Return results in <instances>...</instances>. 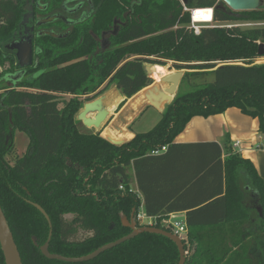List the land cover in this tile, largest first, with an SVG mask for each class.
<instances>
[{
	"label": "trees",
	"instance_id": "trees-1",
	"mask_svg": "<svg viewBox=\"0 0 264 264\" xmlns=\"http://www.w3.org/2000/svg\"><path fill=\"white\" fill-rule=\"evenodd\" d=\"M28 1L0 0V65L8 59L11 65L0 70V205L23 264L178 263L176 243L148 231L89 261L65 262L42 253L51 226L36 204L52 222L50 251L78 257L132 232L125 219L135 210L136 220L138 190L146 213L158 217L155 226L171 232L161 220L180 210L187 211L189 226L199 222V213L215 207L220 208L219 223H250L233 242L239 250L227 247L223 255L204 259L195 252L186 264H264V181L254 163L234 151L224 157L217 141L175 142L194 116L209 117L232 107L258 118L264 133V63H256L264 56L259 54L264 25H211L199 32L191 27L195 8H213L215 22L244 16L264 20V9L235 11L222 0H92L97 4L92 17L66 37L41 36L40 65L18 84L8 85L6 74L20 66L15 56L8 57L5 45ZM59 7L60 0H51L48 11ZM110 30L116 34L102 49L100 37ZM169 62L176 69L199 71L185 72L177 94L150 129L115 143L101 130L80 127L76 115L86 102L114 84L130 98L153 84L147 65ZM206 70L214 74L213 81L183 90L190 76ZM18 128L31 137V151L23 155L16 153L10 136ZM165 145L166 151L155 152ZM176 169L178 178L172 174ZM199 187L207 194L190 197ZM81 231L88 235L77 238ZM190 234L197 245L195 232ZM249 237L253 240L245 242ZM0 264H6L1 243Z\"/></svg>",
	"mask_w": 264,
	"mask_h": 264
},
{
	"label": "crops",
	"instance_id": "crops-1",
	"mask_svg": "<svg viewBox=\"0 0 264 264\" xmlns=\"http://www.w3.org/2000/svg\"><path fill=\"white\" fill-rule=\"evenodd\" d=\"M196 9V8H195ZM152 70L156 73L154 76L153 84L143 88L134 96L127 98L123 92L114 84L106 92L99 97L102 99V104L108 110V115L113 114L114 118L109 126L104 122L98 131L114 142H124L134 137L136 129L135 124L141 116L149 109L153 108L160 114L165 108L166 103L170 101L168 88L171 87L170 83H166L162 78L168 73L163 66L155 65ZM178 91V90H177ZM97 97V98H99ZM111 109L113 113H111ZM108 117V116H107ZM96 128V127H91ZM202 141H217L222 146L223 156L226 157L230 151H234L244 158L250 159L258 170V173L264 181V133L259 131V119L253 116L244 114L239 108L232 107L226 111L211 115L209 117L194 116L187 124L185 129L176 137L175 142L190 143ZM236 141L240 144L235 145ZM31 151V148H30ZM166 168V170L173 169ZM178 174V169L172 173ZM167 175V174H166ZM178 178V176L176 177ZM137 188V183H134ZM246 195L248 196L247 202L250 203V190L248 186H244ZM141 197V212L145 211L144 197L138 190ZM249 193V194H248ZM207 193L203 187L190 197L202 198ZM196 198L195 200H198ZM219 207L207 213H199L197 218L199 222L194 226H189L187 222V211L180 210L166 214L161 220V224L172 226L176 222H180L187 226V232L184 233L186 238L187 256H191L195 252L202 255L200 258L204 259L209 256H221L227 247L233 250H239L240 247H235L233 242L242 238V228L250 226L248 222L234 223L228 221L226 223L217 222L219 217ZM252 214L254 212L252 211ZM150 216V215H149ZM153 220L158 223L157 216H151ZM211 220V221H203ZM213 220V221H212ZM191 232H195L196 244H192L190 240ZM253 240L251 237L245 239V242ZM253 243H250V245ZM245 256L247 253H244ZM238 261V259H236Z\"/></svg>",
	"mask_w": 264,
	"mask_h": 264
},
{
	"label": "water",
	"instance_id": "water-1",
	"mask_svg": "<svg viewBox=\"0 0 264 264\" xmlns=\"http://www.w3.org/2000/svg\"><path fill=\"white\" fill-rule=\"evenodd\" d=\"M222 1L227 6H229L232 10H235V11L258 10L261 8L262 3H263V0H222ZM193 10H192V13H193ZM58 18H65V17L61 14H56V15L49 16L43 19L42 21H40V23L46 24ZM42 34H49L54 37H60L58 34L52 31H43ZM13 47H15L18 50L17 56H18V59L20 60L21 66L25 67L32 63L33 49H32L31 40H28L27 42H23V41L17 42L15 43ZM259 54L264 55V43H260L259 45ZM146 70L148 73L153 74L152 73L153 70L150 65L146 66ZM17 76L18 75L14 76V78H17ZM183 76H184V73L182 71H174V72L168 73L162 78L164 82L171 84V87L167 89L168 92H170L171 94H175L177 92L180 81ZM169 99L171 101L173 99L172 96H169ZM93 112L95 113L94 116L91 117L88 115L89 113H93ZM107 116H108V110L104 108L102 104V99L99 97V98H96L92 101H88L85 103L84 108L79 114V119L82 120L83 123L90 128L91 127L100 128L101 125L105 122ZM36 206L45 214L51 226L49 239L41 247L42 253L49 259H56V260H61L65 262L89 261V260L95 259L96 257H98L101 253L105 252L106 250L111 249L135 237L139 233L148 231L152 233L161 234V235H164L172 239L178 246V249L180 252V260L176 264H186L187 250H186L185 240L181 236L175 234L174 232L168 231L164 228H160L156 226L139 227L135 220V210L130 220L125 219L126 225L132 228L131 233L115 241L104 244L87 255L78 256V257H68V256H64L58 253H52L49 249L50 241L53 235L51 219L49 215L47 214V212L40 205L36 204ZM258 210L260 211V214L262 215V210L260 208ZM0 243H1L4 255H5L6 264H23V260H22L18 245L16 243L15 237L13 235V232L10 228L7 217L1 205H0Z\"/></svg>",
	"mask_w": 264,
	"mask_h": 264
},
{
	"label": "flooded vegetation",
	"instance_id": "flooded-vegetation-1",
	"mask_svg": "<svg viewBox=\"0 0 264 264\" xmlns=\"http://www.w3.org/2000/svg\"><path fill=\"white\" fill-rule=\"evenodd\" d=\"M50 1L51 0H29L25 7L24 15L18 23L13 37L8 43H6L5 46L6 51H8V57L11 58L15 56L18 60V65L20 66V69L15 73L6 74V83L8 84L9 82L8 85L18 84L24 76L30 74L29 71L31 70V67L36 68L40 65L39 62L41 59L39 54L41 48L38 44V40L41 36L45 35L54 37L49 34H42L43 31H52L58 34L60 36L59 38L66 37L75 30V27L79 23L89 20L96 12L97 8V4L93 3L92 0H60V7L58 9L48 11L50 8ZM56 14H61L65 18H58L46 24L40 23L43 19ZM111 34H116V31H107L100 37V48L107 49L110 46ZM105 38L107 40H105ZM28 40H31L32 43V63L23 67L17 56L18 50L13 46L17 42H27ZM9 61L10 59L6 62L10 64ZM16 75H20V77L14 78Z\"/></svg>",
	"mask_w": 264,
	"mask_h": 264
},
{
	"label": "rangeland",
	"instance_id": "rangeland-1",
	"mask_svg": "<svg viewBox=\"0 0 264 264\" xmlns=\"http://www.w3.org/2000/svg\"><path fill=\"white\" fill-rule=\"evenodd\" d=\"M260 9H264V0H263L262 6H261ZM233 23L245 28L247 26H245L244 23H264V20H262V19H251L248 16H244V18L240 19V20H232V21H229V22H215L214 21L212 23L205 22V23H197V25L200 28L202 26L203 27L204 26H211V25L221 26V25H225V24L230 25V24H233ZM255 27H259V26H255ZM105 40H107V39L105 38ZM256 63H264V56L258 58L256 60ZM8 65H10V64H8L7 62L5 64L0 65V70H6V69L10 68L11 65L10 66H8ZM150 66L153 68L155 66V64H150ZM159 66H163L167 72L168 71L169 72L182 71L185 74L186 71H190V72L199 71L198 68H194V69H176V68H174L172 66L171 62L167 63L166 65H159ZM206 71L207 72H201L200 74H197V75L195 74V75L190 76V80L187 81L185 84H183L184 85L183 86V90L184 91H189L193 87L194 84H199V83H202V82H205V81H207V82L213 81L214 80V74L212 72L208 71V70H206ZM17 77L19 78L20 75H18ZM182 79H183V77H182ZM182 79L180 81V84L182 82ZM8 84H9V82H8ZM33 88L36 89L37 87H33ZM82 109L76 115L78 119H79V114L82 111ZM113 110L114 109H111V113H113ZM94 114L95 113L93 112V113H89L88 115L92 117V116H94ZM113 118H114L113 114H109L108 115V117L105 120V122L107 123V126H109L111 124ZM159 118H160V114L157 113L156 110H154L153 108H149L141 116V118L136 122L135 127H136V129L138 131L148 130L159 120ZM80 127L82 129H85V130L98 131L97 128H90V127L86 126L83 123V121H82ZM102 135L107 138V136H105L104 134H102ZM10 136L13 139V143H14V145L16 147L15 151H16L17 154L23 155V154H26V153L30 152L31 137L29 135V132L18 128V129L14 130V131L11 130ZM115 143H122V141L121 142H115ZM246 198H248L247 195H246ZM67 217L69 219H71L73 217V215L72 214H68ZM87 235H88V233L81 231V232L78 233V237L77 238H83V237H85Z\"/></svg>",
	"mask_w": 264,
	"mask_h": 264
},
{
	"label": "built area",
	"instance_id": "built-area-1",
	"mask_svg": "<svg viewBox=\"0 0 264 264\" xmlns=\"http://www.w3.org/2000/svg\"><path fill=\"white\" fill-rule=\"evenodd\" d=\"M194 11L192 13V23H191V27L193 29H195L196 32H199L200 28L198 27L197 23H205V22H196L194 21ZM214 21H210L208 23H212ZM245 26L247 27H255V26H263L264 23H244ZM216 26V25H213ZM240 144V141H236L235 145ZM167 150V145L161 147V149L155 150L156 153L158 152H163ZM122 187V186H121ZM137 222H139L140 225H144V226H155L156 222L153 220V218L149 215H146L144 212L139 211L137 213V217H136ZM174 230V233L181 236L185 241L186 238L183 236L184 233L187 232V226L185 224H182L180 222H176L174 224H172L171 226Z\"/></svg>",
	"mask_w": 264,
	"mask_h": 264
},
{
	"label": "bare ground",
	"instance_id": "bare-ground-1",
	"mask_svg": "<svg viewBox=\"0 0 264 264\" xmlns=\"http://www.w3.org/2000/svg\"><path fill=\"white\" fill-rule=\"evenodd\" d=\"M213 8L211 7H200L196 8L194 11V21L196 22H210L213 21ZM152 76H156V73L153 71Z\"/></svg>",
	"mask_w": 264,
	"mask_h": 264
}]
</instances>
